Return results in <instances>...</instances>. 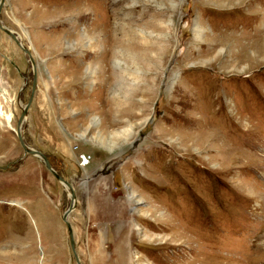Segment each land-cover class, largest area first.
<instances>
[{"label":"rangeland","instance_id":"1","mask_svg":"<svg viewBox=\"0 0 264 264\" xmlns=\"http://www.w3.org/2000/svg\"><path fill=\"white\" fill-rule=\"evenodd\" d=\"M1 17L37 64L24 141L75 192L80 264H264V0H5ZM31 70L0 28V264H77L69 193L16 133Z\"/></svg>","mask_w":264,"mask_h":264},{"label":"water","instance_id":"2","mask_svg":"<svg viewBox=\"0 0 264 264\" xmlns=\"http://www.w3.org/2000/svg\"><path fill=\"white\" fill-rule=\"evenodd\" d=\"M4 4H5V0H0V28L4 32H6L16 42V44L19 45V47H21L23 49V51L27 54L28 60H30V63H31V66H32V71H33L32 72V75H33L32 89H31V92H30V95H29V98H28L27 102L22 107V113L20 114V116L18 118V121H17L16 133H17V136H18V138L20 140V143L24 147V150L29 152V153H31V154H35L40 159H42V161L46 165L47 169L50 170V172H52V174H54V176L57 178V180H59L62 184H64V186H66V189H67V191L69 193V196H70V205L67 208V210L64 211V213L62 214L61 217H62V220L66 224V227H67V233H68L70 247H71L72 252H73V254H74L75 258H76V262H77V264H80L79 256H78V254L76 252V244H75V241H74L72 225L70 224V222L67 219L68 218V214L70 213V211L76 205L75 192H74L72 186L70 185V183L54 170V167H52V165L49 162L48 158L46 157V155L41 150H39L37 148L29 147V145H27L25 143L24 135H23L24 131H23V129L20 130V125L22 123V120L26 116L28 106L31 103L33 95H34V90H35V86H36V83H37L36 82L37 69H36V63H35V60L33 58V55H32V52H31L30 48L25 45L22 37L19 36L18 34H16L14 29H12L6 23L3 22L2 18H1V10H2V7H3Z\"/></svg>","mask_w":264,"mask_h":264},{"label":"flooded vegetation","instance_id":"3","mask_svg":"<svg viewBox=\"0 0 264 264\" xmlns=\"http://www.w3.org/2000/svg\"><path fill=\"white\" fill-rule=\"evenodd\" d=\"M2 18V17H1ZM2 20H3V18H2ZM3 22L4 23H6L4 20H3ZM7 24V23H6ZM8 25V24H7ZM9 27H11L10 25H8ZM12 29H14L13 27H11ZM14 31L16 32V34H18L19 36H21L20 35V33L19 32H17L15 29H14ZM6 33V32H5ZM7 34V33H6ZM8 35V34H7ZM9 36V35H8ZM12 39V38H11ZM13 40V39H12ZM14 41V40H13ZM15 42V41H14ZM16 43V42H15ZM27 55V54H26ZM29 64H30V67H31V69H32V66H31V63H30V61H29ZM32 70H31V77H32V80H33V75H32ZM22 75V74H21ZM38 76V75H37ZM37 79H38V77H36V82H37Z\"/></svg>","mask_w":264,"mask_h":264},{"label":"bare ground","instance_id":"4","mask_svg":"<svg viewBox=\"0 0 264 264\" xmlns=\"http://www.w3.org/2000/svg\"><path fill=\"white\" fill-rule=\"evenodd\" d=\"M30 61V60H29ZM36 63V62H35ZM36 67H37V64H36ZM37 69V68H36ZM25 117H24V119L22 120V123H21V125H20V130H22L23 128H22V126H23V124H24V122H25ZM18 121V120H17ZM17 129V128H16ZM63 186H64V184H63ZM65 188H66V186H64ZM68 219V218H67ZM73 229V228H72ZM73 236H74V233H73ZM76 252H77V254H78V251H77V249H76ZM74 255V254H73Z\"/></svg>","mask_w":264,"mask_h":264},{"label":"built area","instance_id":"5","mask_svg":"<svg viewBox=\"0 0 264 264\" xmlns=\"http://www.w3.org/2000/svg\"><path fill=\"white\" fill-rule=\"evenodd\" d=\"M84 156H85V155H83V156H82V157H83V159H85V158H84ZM87 158H88V157H87Z\"/></svg>","mask_w":264,"mask_h":264}]
</instances>
